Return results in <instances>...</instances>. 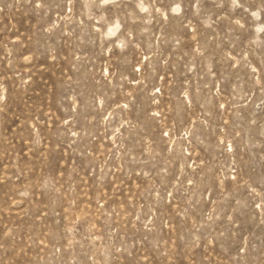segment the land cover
Wrapping results in <instances>:
<instances>
[{"label":"rangeland","instance_id":"rangeland-1","mask_svg":"<svg viewBox=\"0 0 264 264\" xmlns=\"http://www.w3.org/2000/svg\"><path fill=\"white\" fill-rule=\"evenodd\" d=\"M0 264H264V0H0Z\"/></svg>","mask_w":264,"mask_h":264}]
</instances>
